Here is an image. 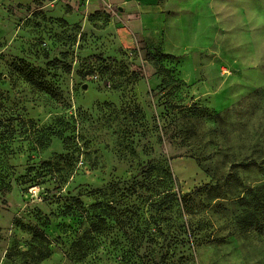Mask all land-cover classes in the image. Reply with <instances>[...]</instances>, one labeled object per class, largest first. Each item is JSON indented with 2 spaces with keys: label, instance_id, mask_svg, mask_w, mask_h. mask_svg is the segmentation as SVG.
Wrapping results in <instances>:
<instances>
[{
  "label": "rangeland",
  "instance_id": "obj_1",
  "mask_svg": "<svg viewBox=\"0 0 264 264\" xmlns=\"http://www.w3.org/2000/svg\"><path fill=\"white\" fill-rule=\"evenodd\" d=\"M264 0H0V264H264Z\"/></svg>",
  "mask_w": 264,
  "mask_h": 264
},
{
  "label": "trees",
  "instance_id": "obj_2",
  "mask_svg": "<svg viewBox=\"0 0 264 264\" xmlns=\"http://www.w3.org/2000/svg\"><path fill=\"white\" fill-rule=\"evenodd\" d=\"M247 194L248 197L242 198L245 208L237 224L240 229L255 228L264 233V188L249 189Z\"/></svg>",
  "mask_w": 264,
  "mask_h": 264
},
{
  "label": "crops",
  "instance_id": "obj_3",
  "mask_svg": "<svg viewBox=\"0 0 264 264\" xmlns=\"http://www.w3.org/2000/svg\"><path fill=\"white\" fill-rule=\"evenodd\" d=\"M119 1V0H116ZM122 2H126V3H134L137 6H144V5H150V3H154L156 0H121Z\"/></svg>",
  "mask_w": 264,
  "mask_h": 264
}]
</instances>
